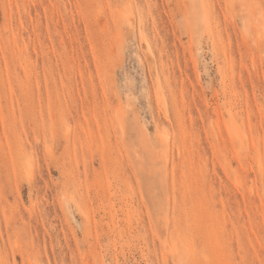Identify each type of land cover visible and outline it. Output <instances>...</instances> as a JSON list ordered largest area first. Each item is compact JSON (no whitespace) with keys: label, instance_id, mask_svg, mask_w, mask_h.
<instances>
[{"label":"rangeland","instance_id":"374dc122","mask_svg":"<svg viewBox=\"0 0 264 264\" xmlns=\"http://www.w3.org/2000/svg\"><path fill=\"white\" fill-rule=\"evenodd\" d=\"M0 264H264V0H0Z\"/></svg>","mask_w":264,"mask_h":264},{"label":"bare ground","instance_id":"6f19581e","mask_svg":"<svg viewBox=\"0 0 264 264\" xmlns=\"http://www.w3.org/2000/svg\"><path fill=\"white\" fill-rule=\"evenodd\" d=\"M166 158V157H165Z\"/></svg>","mask_w":264,"mask_h":264}]
</instances>
